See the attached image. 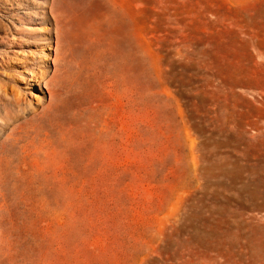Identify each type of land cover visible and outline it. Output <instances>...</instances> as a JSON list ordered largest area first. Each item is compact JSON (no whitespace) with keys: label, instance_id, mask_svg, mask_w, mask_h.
Segmentation results:
<instances>
[{"label":"rangeland","instance_id":"obj_1","mask_svg":"<svg viewBox=\"0 0 264 264\" xmlns=\"http://www.w3.org/2000/svg\"><path fill=\"white\" fill-rule=\"evenodd\" d=\"M0 264H264V0H0Z\"/></svg>","mask_w":264,"mask_h":264},{"label":"bare ground","instance_id":"obj_2","mask_svg":"<svg viewBox=\"0 0 264 264\" xmlns=\"http://www.w3.org/2000/svg\"><path fill=\"white\" fill-rule=\"evenodd\" d=\"M16 8H19L20 9V19L21 20H29L31 19L30 16H32L31 14L27 13V9L30 8L29 5H25V6H22V7H16ZM22 102V97L20 94L17 95L16 99H15V104L16 106H20V103Z\"/></svg>","mask_w":264,"mask_h":264}]
</instances>
